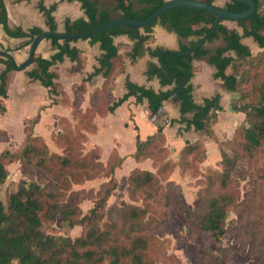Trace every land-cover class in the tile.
I'll list each match as a JSON object with an SVG mask.
<instances>
[{
  "label": "trees",
  "instance_id": "obj_1",
  "mask_svg": "<svg viewBox=\"0 0 264 264\" xmlns=\"http://www.w3.org/2000/svg\"><path fill=\"white\" fill-rule=\"evenodd\" d=\"M65 1V0H62ZM82 4L86 18L65 21V33L77 34L92 30L116 19L144 20L161 7L165 0H114L115 6H100L98 0H67ZM214 4L215 0H199ZM256 12L248 18L236 21L243 29L240 35L236 30L225 26L221 20L215 30L217 16L198 7L181 6L162 13L152 23L140 28L117 25L100 31L88 38L92 44L99 43L104 52L98 60L99 66L80 84L73 86L74 99L71 100L62 85L57 83V75L51 67L63 62L66 57L83 66L82 53L72 48L70 42L49 38L58 46V51L50 58L36 53L33 64L36 68L29 72L32 80H38L49 89L50 95L61 96L65 104L73 108L76 123L62 118V128L52 136L56 146L54 151L48 142L35 133V123L25 130L26 141L18 153H0V186L8 177L7 166L14 161L22 163L25 176H36V180L23 179L16 191L10 194L6 207L0 197V264H154L153 245L158 240L160 229L168 226L155 222L152 207L129 204L124 207L112 206L108 213L112 218L123 222L120 226L110 222L107 227H99L98 220L103 218L99 210L105 206L118 187L116 171L122 167L124 157L114 150L108 161L98 160V148L87 150L89 134L97 131L96 117L113 113L131 96L138 104L147 101L150 118L162 108L164 101L173 100L181 106V113H194L193 119L182 117L186 130L194 127L205 131L220 146L222 169L206 176L207 196L200 198V207L193 211L178 198L180 185L171 179L179 168L182 173L194 171L196 163L207 161L208 151L203 141L188 142L180 151L179 161L171 159L166 146L163 119L159 118L157 131L142 140L138 137L134 157L138 160L152 161L153 170L133 169L129 174V191L140 195L144 200H154L159 207L177 208L179 214L188 223L191 238L209 235L219 245L229 232L227 220L229 213L235 211L242 232L248 236L250 254L259 255L264 262V218L257 211H264V10L262 0H253ZM57 3L46 7L40 0L39 9L45 13L49 31H57L53 13ZM215 5V4H214ZM232 12H245L248 4L228 0L222 7ZM0 25L5 32L15 38H28L25 46L31 45L34 38L44 32L40 27L27 31L21 27H10L8 12L3 0H0ZM163 28L177 33L180 37H197L189 46L182 45L178 51L165 52L164 49L151 50L148 45L154 41L153 28ZM127 35L133 41V60L146 53L157 57L161 64H151L146 71L149 78L157 77L163 87L172 89L156 92L151 88L126 81L127 93L116 100L113 96L116 77L124 70L125 63L115 43L118 36ZM223 36L226 46L215 50L209 56V63L216 68L215 79H220L224 87L235 92L238 98L233 109L243 113L245 119L234 132L231 139L219 140L214 126L219 122L218 112L222 111L219 94L206 98L197 104L193 98L192 78L198 67L195 60L210 54L205 43ZM208 37L204 44L203 38ZM253 38L261 49L254 54L243 38ZM6 69L0 72V113H7L3 102L8 98L7 81L14 70L12 62L2 57ZM68 70V73H72ZM102 74L104 83L96 89L88 108L82 104L86 94V82ZM6 132L0 127V139ZM97 156V157H96ZM251 164L249 173L250 188L248 196L240 201L239 185L244 176V167ZM197 171V170H196ZM108 181L101 185L95 206L85 215L82 214L80 201L87 198L86 189L75 190L74 186L83 185L90 179L103 176ZM166 199V200H165ZM150 200V201H151ZM249 210L254 213L248 214ZM158 219V218H157ZM55 222L83 226V233L73 239L69 236L47 235L46 226ZM149 229V230H148ZM150 230L152 232H150ZM244 235V236H245ZM245 236V237H246ZM195 250L198 262L211 260L219 264L220 257L208 248L197 245Z\"/></svg>",
  "mask_w": 264,
  "mask_h": 264
},
{
  "label": "crops",
  "instance_id": "obj_2",
  "mask_svg": "<svg viewBox=\"0 0 264 264\" xmlns=\"http://www.w3.org/2000/svg\"><path fill=\"white\" fill-rule=\"evenodd\" d=\"M8 12V22L10 27H21L27 31L33 27H40L44 31H49L47 25V18L44 12L39 9L40 0H3ZM100 6H108L107 4L114 3V0H98ZM134 1V0H132ZM168 1V0H165ZM228 0H215V5L223 7ZM46 7H50L53 4H58L56 10L53 13L55 22L57 24L58 32H65V21L69 18L72 21L86 18L82 4L78 1H62V0H43ZM223 2V4H221ZM264 10V0H262ZM226 27L231 30H236L240 35L243 34V29L238 25L236 21H224ZM154 41L148 45L151 50L164 49L169 51H178L182 45L189 46L191 42L197 41V37H180L177 33L169 31L163 28L161 25H156L153 28ZM29 41L28 38H15L9 36L2 25H0V49L6 50L13 54L18 64L24 62L29 55L30 45L25 46ZM64 41H60L59 44H63ZM242 42L249 46L251 42H254L253 38H243ZM115 43L119 46L120 54L123 57L125 68L116 77L115 88L113 96L116 100L122 98L127 93L126 81L151 88L156 92L166 91L173 88L163 87L160 80L157 77L149 78L146 74L151 64H161L160 59L152 56L149 52L140 58L133 60L131 58L133 52L134 41L127 35L118 36L115 38ZM72 48H77L82 53L83 66H79L77 62L72 61L66 57L63 62H58L51 67V71L54 72L56 82L61 84L71 100L74 99L73 86L75 84L82 83L95 68L99 66L98 60L104 53L100 48V44H92L89 39H79L70 42ZM206 49L210 51V54L203 59L195 60L194 65L198 67L192 78L193 85V98L197 104H202L206 98H211L217 94L221 95L222 111L218 112L219 122L214 126L215 132L217 131L222 116L238 115V117L244 115L243 113L231 114L228 110L230 103L229 100L234 99L235 92L228 91L223 82L220 79H215L214 74L216 68L209 63V56L217 49L225 47L226 41L223 36L212 42L205 43ZM258 46V45H257ZM58 51V46L55 45L51 39L43 40L37 50L43 58L50 59ZM0 56V72L6 69L5 64L2 62ZM36 68L35 64L30 65L23 71L12 70L8 75L7 90L8 98L10 93V86L13 82H18L19 93L25 98L27 90L39 89L42 93L44 101L36 109L37 116L34 118L26 119L37 120L35 123V133L40 136H44L45 129H52L59 132L62 128V118L66 117L71 122L76 123L73 115V108L65 104L62 101L61 96H56L49 93V89L44 87L40 81L32 80L29 77V72ZM68 70H72V73H68ZM11 83V84H10ZM104 83V76L102 74L93 77L87 81L86 94L84 102L82 104L83 109L88 108L90 104V97L92 93L101 88ZM222 87L223 90H220ZM229 99V100H228ZM228 100V101H227ZM227 101V103H226ZM6 105V104H5ZM234 110V109H233ZM166 111L169 113L171 120L181 121L182 117L187 119H193L194 113H187L182 115L181 106L173 100H170L166 104ZM8 112V108H7ZM51 123L53 125H51ZM97 131L89 134L88 143L86 144L87 150L92 148H98L101 156V161L106 162L111 153L116 150L119 155L124 157V162L121 168L116 171V177L125 172L128 175L133 169H146L153 170L152 161L149 159H136L133 155L136 152V143L138 137L145 140L157 131V125L151 121L149 111L147 109V101L143 104L136 102V97L131 96L125 103L120 105L113 113H110L104 117H96ZM185 123H174L173 125H166L164 132L166 135V146L171 152L173 158H177L180 150L190 141H194L200 138L206 145L207 150H210L209 144L215 141L208 136H196L194 127L186 130ZM56 132V133H57ZM192 132V135H187ZM201 132V131H199ZM217 133V132H216ZM45 138V137H44ZM46 139V138H45ZM213 142H212V140ZM212 155L217 156L216 152H212ZM215 157V158H217ZM209 158V153H208ZM126 167L128 168L126 171Z\"/></svg>",
  "mask_w": 264,
  "mask_h": 264
},
{
  "label": "rangeland",
  "instance_id": "obj_3",
  "mask_svg": "<svg viewBox=\"0 0 264 264\" xmlns=\"http://www.w3.org/2000/svg\"><path fill=\"white\" fill-rule=\"evenodd\" d=\"M113 2L114 3L112 4H107V7L115 6V1ZM221 4H223V2ZM257 45L258 44L256 42H251L250 44V49L254 54L260 53L261 51ZM220 90H223L222 87ZM10 93L11 94L9 95V98L3 100L8 108V112L5 114L0 113V127L6 132V137L4 139H0V153H18L24 147L26 141L25 130L32 124L31 120L26 121V119L36 117V109H38L40 104L44 101L42 93L39 89H34L32 91L27 90L26 96L24 98L19 93L17 81L11 84ZM236 98H238L237 94H235L234 99H228V103H230L228 110H230L232 115L236 114V112L233 110L234 101ZM244 119L245 115L240 117H238V115H233L232 117L226 114L223 115L220 125L216 131L219 140L226 141L231 139L234 135L235 129L241 123H243ZM51 125L53 124L51 123ZM56 132L57 131L53 126L52 129L44 128V131H41V133H44V136L42 137L46 138L44 139L54 151H57V149L52 142V136L53 134H56ZM195 133V135L199 137L208 136L209 138H212L205 131H195ZM187 135H192V132H189ZM196 141L202 140L198 138L190 142L194 143ZM219 146L220 145L216 142L209 144L210 150H207L209 153V158H207V161L201 164L196 163L198 168L196 169L197 171L195 170V172L188 171L186 173H182L181 170L177 168L171 176V179L180 185L179 189H177L178 198H180L184 204L189 206L193 211L200 207V198L207 196L206 176L222 169L220 164L221 153ZM213 151L218 154V157L212 155ZM169 157L177 162L179 161L180 154H178L177 158H173L172 156ZM97 158L99 161L102 160L99 152ZM250 167V163H247V165L244 167L246 176H244L239 185L240 201L244 200L248 196L249 192H251L250 179L247 176ZM127 169L128 168L126 167L125 171ZM7 170L8 177L5 183L0 186V197L6 207L9 204L10 194L18 189L23 179L27 181L37 179L36 176H25L23 173L22 163L18 160L10 163L7 166ZM129 174L126 175L124 172L116 177L118 181V187L105 206L99 210L100 214H103L104 216L102 219L98 220V224L102 229L107 227L110 222L117 223L120 226L123 225L121 219L112 218V214L108 213L110 208L115 205L124 207L129 204H135L141 207L149 206V209L152 207V209L155 211V222L166 226V228L168 226L166 232V229H160L161 231L158 233V240H156L155 244L153 245L154 252L152 258L154 260V264H213L211 260L206 261L205 263L198 262L195 255L197 245L208 248L217 256H219V264H264V262L260 260V254H250V243L247 242L248 236L242 232L243 224L239 222L238 214L235 213V211H231L229 213L227 220L229 232L222 239L219 245L215 244L209 235L191 238L188 234L189 225L179 214L176 207H173V205H170L169 208L159 207L154 202V200H144L142 196L133 195L129 191ZM108 180L109 179H106L103 175L96 179H90L84 182L83 185L74 186L75 190L84 188L89 191L87 198H83L80 201V207L82 209L83 215L87 214L89 210L95 206L98 198L103 196V194L100 193V188L101 185ZM251 212L252 210H249L247 213L250 214ZM257 212L260 217L264 218V211ZM252 213H254V211ZM45 229L46 234L49 236L62 235L69 236L73 239L79 237L84 232L83 226L81 225L70 227L68 224H60L58 222L47 225ZM150 232L152 231L150 230Z\"/></svg>",
  "mask_w": 264,
  "mask_h": 264
},
{
  "label": "water",
  "instance_id": "obj_4",
  "mask_svg": "<svg viewBox=\"0 0 264 264\" xmlns=\"http://www.w3.org/2000/svg\"><path fill=\"white\" fill-rule=\"evenodd\" d=\"M234 1H239L245 4H248L249 6L248 10L245 12L237 13V12L228 11L214 4H207L199 0H168V1H165L161 7H159L154 13H152L149 17H147L144 20L116 19L108 23H105L101 26H98L92 30H89L83 33H77V34H68L65 32H58V31H55V32L44 31L34 38L33 42L30 45L28 58L21 64H18L13 54H11L10 52L6 50L0 49V56L9 59L13 64L14 70L23 71L33 64V60L37 53L38 47L40 43L45 39L55 38L60 41L85 39L96 33H99L100 31L106 30L110 27L117 26V25H128V26H135V27L142 28L152 23L155 19H157L165 11H168L176 7H181V6L198 7V8L204 9L206 11H209L215 14L217 16V19L215 21V25L212 31L210 32L212 33L221 20L238 21L241 19L248 18L249 16H251L252 14L256 12L257 7L253 0H234ZM207 39L208 37L203 38L201 44H204L207 41ZM165 52H169V50H166ZM160 63L162 66L164 65L161 57H160Z\"/></svg>",
  "mask_w": 264,
  "mask_h": 264
},
{
  "label": "built area",
  "instance_id": "obj_5",
  "mask_svg": "<svg viewBox=\"0 0 264 264\" xmlns=\"http://www.w3.org/2000/svg\"><path fill=\"white\" fill-rule=\"evenodd\" d=\"M166 104L167 101H164L162 108L159 110V112L151 117V121L154 122L155 124L158 123L159 118L163 119V124L168 125L170 124L171 117L169 113L166 111Z\"/></svg>",
  "mask_w": 264,
  "mask_h": 264
}]
</instances>
